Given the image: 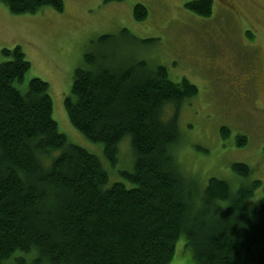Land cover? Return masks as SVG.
<instances>
[{
  "label": "trees",
  "instance_id": "trees-1",
  "mask_svg": "<svg viewBox=\"0 0 264 264\" xmlns=\"http://www.w3.org/2000/svg\"><path fill=\"white\" fill-rule=\"evenodd\" d=\"M0 1L13 14L64 9L63 0ZM213 4L192 0L186 7L209 17ZM134 16L145 19L146 7L137 4ZM1 53L0 264L16 251L34 257L31 263L19 258L18 264H170L181 235L196 264H264V197L247 207L261 181L234 190L212 177L196 198L173 158L178 113L169 120L165 114L197 95L196 85L171 80L163 65L138 61L114 68L86 54L91 67L75 70L65 98L69 120L88 139L103 143L113 163L119 142L130 135L135 157L134 171L124 172L135 186L107 187L99 158L68 144L59 131L49 83L33 77L26 90L18 87L31 68L21 46ZM221 131L229 136L227 128ZM246 143V136H238L239 145ZM55 150L62 152L53 156ZM233 170L245 178L251 174L245 163L233 164ZM221 202L226 206L219 207Z\"/></svg>",
  "mask_w": 264,
  "mask_h": 264
},
{
  "label": "rangeland",
  "instance_id": "rangeland-1",
  "mask_svg": "<svg viewBox=\"0 0 264 264\" xmlns=\"http://www.w3.org/2000/svg\"><path fill=\"white\" fill-rule=\"evenodd\" d=\"M63 1L62 11L45 6L33 14H13L0 1V64L3 48L21 46L31 68L18 87L26 90L33 77L49 83L59 131L68 144L99 158L109 176L107 187L116 182L135 186L124 175L134 171L135 157L130 135L119 142L113 163L103 143L88 139L69 120L65 98L75 70L91 67L85 63L88 53L98 64L114 68L138 61L163 65L171 80L188 79L196 85L197 95L185 106L168 108L164 117L169 120L178 113L180 138L173 158L186 187L199 198L212 177L228 181L234 190L259 180L247 201L249 209L257 205L264 197V0H214L209 17L190 11L186 3L192 0ZM137 4L147 9L143 20L134 16ZM104 35L113 37L101 40ZM223 127L229 130L226 138ZM240 135L247 137L246 144H238ZM235 163L247 164L249 177L239 176ZM22 257L29 263L34 258L16 251L3 264H18ZM170 264H196L184 235Z\"/></svg>",
  "mask_w": 264,
  "mask_h": 264
}]
</instances>
